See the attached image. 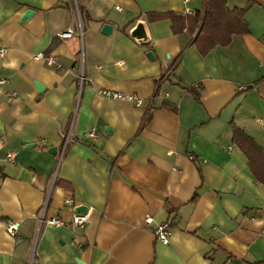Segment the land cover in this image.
<instances>
[{
    "label": "crops",
    "instance_id": "1",
    "mask_svg": "<svg viewBox=\"0 0 264 264\" xmlns=\"http://www.w3.org/2000/svg\"><path fill=\"white\" fill-rule=\"evenodd\" d=\"M252 1L250 32L203 56L195 35L145 13H196L204 0H0V264H264V184L233 142L237 125L264 149V0ZM139 21L144 45L131 35ZM81 204L88 223L72 229ZM168 220L164 244L154 228Z\"/></svg>",
    "mask_w": 264,
    "mask_h": 264
},
{
    "label": "trees",
    "instance_id": "2",
    "mask_svg": "<svg viewBox=\"0 0 264 264\" xmlns=\"http://www.w3.org/2000/svg\"><path fill=\"white\" fill-rule=\"evenodd\" d=\"M252 3L253 1L249 0L248 4L243 8H229L227 0H204V7L202 9L204 12L203 18L201 17L202 10H198L196 13L186 14L174 10L150 11L145 13V18L149 22L168 19L171 21L174 34L179 35L188 33L190 35H195L194 44L200 54L206 56L217 46L229 45L235 34L243 35L250 32L245 15ZM80 12L83 14L82 6H80ZM128 25L123 27L122 31L134 39L127 31ZM188 91L199 100L201 94L199 90L192 87L189 88ZM165 106L177 111V107L172 106L168 102L165 103ZM64 131L67 132V130ZM63 142H65V138ZM233 142L247 155L249 165L256 179L264 184L263 147L259 145L253 137L248 135L243 128L237 125L234 126ZM69 146L70 141L67 143L65 152L68 150ZM56 183L64 185V187L69 190H74L69 182L62 179H58Z\"/></svg>",
    "mask_w": 264,
    "mask_h": 264
},
{
    "label": "built area",
    "instance_id": "3",
    "mask_svg": "<svg viewBox=\"0 0 264 264\" xmlns=\"http://www.w3.org/2000/svg\"><path fill=\"white\" fill-rule=\"evenodd\" d=\"M188 13H192V12H188ZM203 14H204V12L202 10L201 11V17H203ZM72 33H73V30L69 29L66 32H64L62 35L64 37H70L72 35ZM6 51H7L6 48L4 46L0 45V57H4L6 54ZM37 57L41 58V59H45L47 61V63L51 66H55L56 68H62V64H60L53 55L45 54V53H39L37 55ZM83 80H84V76L82 75L81 76V82H83ZM7 82H8L7 79L0 78V86L6 84ZM6 94L10 97L16 96V92H7ZM101 94L103 96L109 97V98H117V99H123V100L131 101L136 106H142L144 104V99L136 93H124L122 91H118V90H114V89H103L101 91ZM153 99H155V97L152 98V101H153ZM152 110H153V108H150L149 112H152ZM69 136H70L69 133H68V135L65 136L66 139H65L64 149H66L67 143L69 141ZM7 159L10 162H15V159H16L15 153L13 151L8 152ZM190 159L193 160L195 158L193 155H190ZM0 178H1V174H0ZM67 201H68V203H72L71 199H69ZM88 220H89V214L88 213L75 212L68 225L72 229H75L76 227H85L88 223ZM145 220L147 223H151L153 218L151 215H148V216H146ZM47 223L53 224L56 226L66 225V222L61 218L49 219V220H47ZM4 225H5L6 230L10 234L17 236V231L20 227V222L7 221L4 223ZM172 226H173V224L169 220L158 224L154 228V234H155L157 240L161 241L164 244H168L170 242V239H171Z\"/></svg>",
    "mask_w": 264,
    "mask_h": 264
},
{
    "label": "water",
    "instance_id": "4",
    "mask_svg": "<svg viewBox=\"0 0 264 264\" xmlns=\"http://www.w3.org/2000/svg\"><path fill=\"white\" fill-rule=\"evenodd\" d=\"M33 14H34L33 10H31V9L26 10V12L23 15L22 21H24L25 19H27L29 16H31ZM112 30H113V26L109 23H105L102 27V33L105 35H110L112 33ZM131 35L133 37H135L141 43L145 44L148 40V34L146 31L145 23L143 21H139L138 24L131 30ZM148 56L151 59L155 58L153 51H149ZM34 84L36 85L39 93H42L43 91L46 90L45 86L43 84H41L39 81L35 80ZM50 152L56 153V149L51 148ZM87 210H88V207L85 205H82V204L75 207V211L79 212V213H86ZM78 263L79 264H85L81 260H78Z\"/></svg>",
    "mask_w": 264,
    "mask_h": 264
}]
</instances>
